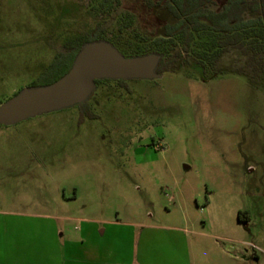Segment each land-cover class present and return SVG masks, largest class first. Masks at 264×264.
<instances>
[{
	"label": "rangeland",
	"instance_id": "obj_1",
	"mask_svg": "<svg viewBox=\"0 0 264 264\" xmlns=\"http://www.w3.org/2000/svg\"><path fill=\"white\" fill-rule=\"evenodd\" d=\"M149 1L0 0V105L97 25L122 55L148 48L173 21ZM210 41L0 125V264H264V77L235 51L204 73Z\"/></svg>",
	"mask_w": 264,
	"mask_h": 264
},
{
	"label": "trees",
	"instance_id": "obj_2",
	"mask_svg": "<svg viewBox=\"0 0 264 264\" xmlns=\"http://www.w3.org/2000/svg\"><path fill=\"white\" fill-rule=\"evenodd\" d=\"M149 3L165 9L173 21L164 24L162 33L148 48L123 52L125 57L156 53L161 56L157 72H173L183 53L190 51L196 35L207 34L211 37L210 48L199 55L198 60L204 73L219 69L223 57L235 51L243 60L232 71L244 74L252 81L264 77V0H150ZM133 18L131 16V22ZM105 39L108 40L102 25L69 38L56 53L49 69L31 87L57 81L70 70L85 44ZM101 81H95V85Z\"/></svg>",
	"mask_w": 264,
	"mask_h": 264
},
{
	"label": "water",
	"instance_id": "obj_3",
	"mask_svg": "<svg viewBox=\"0 0 264 264\" xmlns=\"http://www.w3.org/2000/svg\"><path fill=\"white\" fill-rule=\"evenodd\" d=\"M161 56L156 53L125 57L111 43L85 44L70 70L57 81L22 89L0 105V125H13L41 114L58 111L87 101L97 80H155Z\"/></svg>",
	"mask_w": 264,
	"mask_h": 264
},
{
	"label": "flooded vegetation",
	"instance_id": "obj_4",
	"mask_svg": "<svg viewBox=\"0 0 264 264\" xmlns=\"http://www.w3.org/2000/svg\"><path fill=\"white\" fill-rule=\"evenodd\" d=\"M156 72H157V69H156ZM157 73H158V72H157ZM162 74H163V73H162ZM36 80H37V79H36ZM36 80H35V81H36ZM33 83H34V81L29 85V87L32 86ZM90 97H91V96H90ZM90 97H89V98H90ZM89 98H88V99H89Z\"/></svg>",
	"mask_w": 264,
	"mask_h": 264
},
{
	"label": "crops",
	"instance_id": "obj_5",
	"mask_svg": "<svg viewBox=\"0 0 264 264\" xmlns=\"http://www.w3.org/2000/svg\"><path fill=\"white\" fill-rule=\"evenodd\" d=\"M4 255V253L0 252V256Z\"/></svg>",
	"mask_w": 264,
	"mask_h": 264
}]
</instances>
